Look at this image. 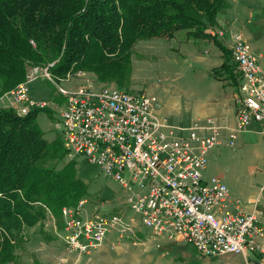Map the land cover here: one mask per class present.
<instances>
[{"label":"built area","instance_id":"obj_1","mask_svg":"<svg viewBox=\"0 0 264 264\" xmlns=\"http://www.w3.org/2000/svg\"><path fill=\"white\" fill-rule=\"evenodd\" d=\"M206 31L224 41L239 75L235 125L227 136L231 146L236 134L251 121L259 122L264 132V68L241 30L212 25ZM50 64L29 65L23 79L8 90L13 101L21 104L14 108L17 114L45 107L44 102L28 98L26 82L37 75L52 79ZM70 74L82 76L84 71H67L64 78ZM59 91L65 98L58 122L64 157L68 161L81 155L117 182L126 192L125 203L152 235L190 244L202 258L254 252L262 256L264 264V224L259 216L242 212L239 200L217 177H201L206 152L218 143L214 126L206 135L194 129L180 133L183 129L156 113L152 95L95 84L88 77L70 89L59 87ZM85 201L60 210L63 222L58 236L65 250L77 257L69 263L59 256L44 264H78L79 255L97 247L110 229L117 231V239L134 232L132 218L124 221L119 215L96 211L81 218Z\"/></svg>","mask_w":264,"mask_h":264},{"label":"trees","instance_id":"obj_2","mask_svg":"<svg viewBox=\"0 0 264 264\" xmlns=\"http://www.w3.org/2000/svg\"><path fill=\"white\" fill-rule=\"evenodd\" d=\"M226 4V0H0V94L23 79L28 65L50 62L53 78L86 69L97 82L111 81L122 88L128 82L129 52L135 41L169 37L178 29L186 36H210L206 29L216 25ZM226 61L227 57L222 66ZM40 112L50 116L46 107H32L24 115L0 107V264L10 260L12 241L23 228L44 219L47 210L58 218L62 207L86 199L87 186L76 174L75 159L55 167L65 158L64 150L60 138L49 142L43 136L35 122Z\"/></svg>","mask_w":264,"mask_h":264},{"label":"rangeland","instance_id":"obj_3","mask_svg":"<svg viewBox=\"0 0 264 264\" xmlns=\"http://www.w3.org/2000/svg\"><path fill=\"white\" fill-rule=\"evenodd\" d=\"M225 13L217 14L216 25L225 30H236L237 28L232 29L228 23H224ZM217 51L219 49L216 43L202 37L186 36L182 29L175 31L173 37L139 39L130 48L129 77L122 88L135 94L143 93L148 97L152 95L157 102L156 113L165 117L168 124L188 126L190 124L182 107L184 100L194 102V95L189 91L197 86H206L208 81H217L218 87H222L221 80H213L208 76L211 70L209 64L218 57ZM28 67L29 65L26 69ZM82 70V76L70 74L67 79L64 75L50 79L37 75L26 82L28 98L33 102H44V106L50 110V116L40 112L35 117L38 128L49 142L56 137L60 138L59 111L65 98L59 87L70 89L82 82L84 77L90 78L95 84L100 83L95 80L91 71ZM107 84L116 86L111 81ZM20 105V102L13 101L8 91L0 94L1 108L14 109ZM159 106L167 110L166 114L159 113ZM65 161L66 158H61L55 162V167L60 168ZM74 166L77 176L87 186L86 201L80 217L83 218L92 211L105 215L116 214L124 221L132 218L134 230L117 239V231L110 229L97 247L90 249L87 254L79 255L78 264H194L191 258L197 252L190 244L181 243L184 250L178 256L165 251L169 241L152 235L150 229L141 223L140 216L125 203L126 192L111 177L103 175L97 166L88 163L81 155L75 157ZM62 222L60 212L58 218L47 215L34 225L23 228L20 236L12 241V256L6 264H44L59 256L72 262L78 254L65 250L58 236L62 235Z\"/></svg>","mask_w":264,"mask_h":264},{"label":"crops","instance_id":"obj_4","mask_svg":"<svg viewBox=\"0 0 264 264\" xmlns=\"http://www.w3.org/2000/svg\"><path fill=\"white\" fill-rule=\"evenodd\" d=\"M226 3L225 11H222L226 12L224 23H228L232 29L241 30L251 52L264 68V0H226ZM202 38L218 46L219 54L210 62L212 72L210 70L208 76L213 80H221L222 87H218L217 81H208L206 86H197L189 91L194 95V102L184 100L182 110L190 125L179 127L183 129L180 133L194 129L206 135L211 127L217 129L218 143L207 150L201 177L203 180L217 177L230 195L239 200L240 210L257 214L264 224V132L259 122L251 121L245 130L236 134L233 145H228V132L235 125V95L239 75L224 41L213 35ZM227 39L226 36L224 40ZM226 57L227 64L222 66ZM158 111L164 115L167 110L159 106ZM168 241L165 251L173 252L176 256L183 253V241ZM261 241L264 242V232ZM262 259L261 255L254 252L246 255L224 254L212 258H202L196 254L191 258L194 264H262Z\"/></svg>","mask_w":264,"mask_h":264}]
</instances>
